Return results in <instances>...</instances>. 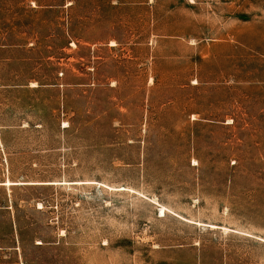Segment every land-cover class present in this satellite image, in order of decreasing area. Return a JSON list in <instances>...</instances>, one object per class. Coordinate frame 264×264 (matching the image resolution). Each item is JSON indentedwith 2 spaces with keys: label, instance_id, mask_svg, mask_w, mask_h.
<instances>
[{
  "label": "rangeland",
  "instance_id": "obj_1",
  "mask_svg": "<svg viewBox=\"0 0 264 264\" xmlns=\"http://www.w3.org/2000/svg\"><path fill=\"white\" fill-rule=\"evenodd\" d=\"M0 182V264H264V0H0Z\"/></svg>",
  "mask_w": 264,
  "mask_h": 264
},
{
  "label": "bare ground",
  "instance_id": "obj_2",
  "mask_svg": "<svg viewBox=\"0 0 264 264\" xmlns=\"http://www.w3.org/2000/svg\"><path fill=\"white\" fill-rule=\"evenodd\" d=\"M11 183L13 184H21V183H17V182H5V185H10ZM161 210L164 212V208H161Z\"/></svg>",
  "mask_w": 264,
  "mask_h": 264
},
{
  "label": "trees",
  "instance_id": "obj_3",
  "mask_svg": "<svg viewBox=\"0 0 264 264\" xmlns=\"http://www.w3.org/2000/svg\"><path fill=\"white\" fill-rule=\"evenodd\" d=\"M2 182H0V184H1Z\"/></svg>",
  "mask_w": 264,
  "mask_h": 264
}]
</instances>
